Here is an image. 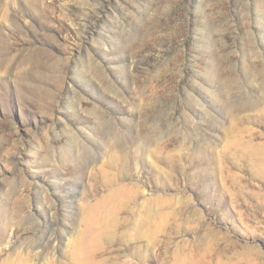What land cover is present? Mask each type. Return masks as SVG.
Returning <instances> with one entry per match:
<instances>
[{"label": "rangeland", "instance_id": "374dc122", "mask_svg": "<svg viewBox=\"0 0 264 264\" xmlns=\"http://www.w3.org/2000/svg\"><path fill=\"white\" fill-rule=\"evenodd\" d=\"M0 264H264V0H0Z\"/></svg>", "mask_w": 264, "mask_h": 264}]
</instances>
